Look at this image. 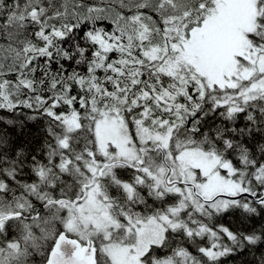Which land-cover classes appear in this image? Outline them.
<instances>
[{"label":"snow or ice","instance_id":"snow-or-ice-1","mask_svg":"<svg viewBox=\"0 0 264 264\" xmlns=\"http://www.w3.org/2000/svg\"><path fill=\"white\" fill-rule=\"evenodd\" d=\"M0 264H264V0H0Z\"/></svg>","mask_w":264,"mask_h":264},{"label":"trees","instance_id":"trees-1","mask_svg":"<svg viewBox=\"0 0 264 264\" xmlns=\"http://www.w3.org/2000/svg\"><path fill=\"white\" fill-rule=\"evenodd\" d=\"M226 223L228 224H232V225H236L237 224V220L233 217H229L227 220H226Z\"/></svg>","mask_w":264,"mask_h":264}]
</instances>
